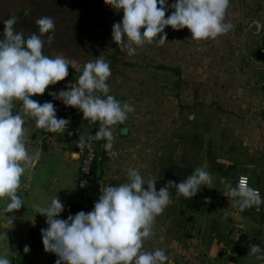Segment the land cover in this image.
Listing matches in <instances>:
<instances>
[{"label": "clouds", "instance_id": "clouds-1", "mask_svg": "<svg viewBox=\"0 0 264 264\" xmlns=\"http://www.w3.org/2000/svg\"><path fill=\"white\" fill-rule=\"evenodd\" d=\"M105 3L123 13L122 20L113 24L111 35L129 56L135 55L137 48L146 43L164 45L166 26L174 30L187 28L194 40L215 39L234 27L230 21L225 22L230 0H175L171 5L167 0H105ZM169 7L174 11L165 18ZM16 23L14 15L4 20L0 39V199L10 200L3 210L5 213H13L24 205L17 195L21 177L35 167L42 154L40 148L34 152L28 149L25 117H34L36 127L48 132L63 133L69 124L67 119H57L51 102L40 104L31 97L42 95L49 85L63 81L73 63L63 54L55 57L44 54L42 35L51 33L47 36L49 45L55 39L53 18L46 15L38 18L35 24L41 35L33 33L27 37L14 28ZM111 75L110 62L99 56L84 65L78 85L72 84L71 90L50 93L65 105L79 109L90 123L100 122L89 140H105V151H111L114 145L113 126L124 124L128 114L135 110L130 103H122L109 95L106 81ZM96 93L103 94L104 98ZM16 100L22 102V114L13 112ZM76 147L82 150L91 145L81 136ZM127 178L128 182L116 186L102 185L99 199L88 213L80 211L67 219L57 218L64 211V205L56 195L47 206L33 205L36 213L46 217L48 227L40 230L42 243L45 252L58 257L55 264H166L168 256L164 249L146 251L144 243L155 236L156 217L171 202L169 189L175 187L179 194L191 199L201 186L213 182L205 167H197L179 183L168 181L158 191V177L145 179L137 168H130ZM225 189L240 211L253 206L258 210L264 203L259 190L249 186L246 175L239 177L235 187L226 183ZM13 219L7 217L10 225ZM4 238L6 234L0 235V239ZM23 251L29 253V246L25 245ZM248 256L264 260V253L256 244L250 246ZM0 264H11L7 253L0 256Z\"/></svg>", "mask_w": 264, "mask_h": 264}, {"label": "rangeland", "instance_id": "rangeland-1", "mask_svg": "<svg viewBox=\"0 0 264 264\" xmlns=\"http://www.w3.org/2000/svg\"><path fill=\"white\" fill-rule=\"evenodd\" d=\"M250 1L230 0L225 22L230 21L234 27L225 35L194 40L188 36L187 28L174 30L166 26L164 45L146 43L137 48L133 56L112 40V26L122 20L123 13L107 5L105 0H0V34L3 37L4 20L14 15L17 18L14 28L25 37L33 33L41 35L35 21L46 15L55 22V39L49 45L47 36L51 33L42 35L44 54L50 57L63 54L73 60L68 76L78 80L84 65L99 56L110 62L112 75L106 81L109 95L134 107V112L128 114L129 145L136 149L139 158L145 159L149 177H158L157 191L168 181L185 180L197 167H205L211 173L212 184L201 186L191 199L183 197L175 187L169 189L171 202L160 215L161 229L174 228L178 234L185 232L191 237H201L207 227L218 233L233 230L238 220L232 217L243 215L249 218L243 229L249 231L252 229L251 209L240 211L228 196L225 185L231 183L235 187L239 176L246 175L250 179L256 177L263 189L262 173L252 171L251 156L241 154L247 150L243 148L245 141L237 137L239 133L232 132L237 125L213 123L214 114L223 112V108L218 110L214 104L201 107V103L194 100L192 124L185 123L188 112L184 108L183 67L186 36L192 40L187 44L199 49L198 52L203 44L206 55L215 59L213 62L224 57L233 64V54H239L242 60H252V29L248 24L238 25L240 19L252 18ZM174 2L167 0L168 5ZM173 11L169 7L165 18ZM197 55L199 59L201 56ZM193 57L195 61V55ZM245 84L246 80L242 82ZM248 233H242L245 246L237 243L238 247L245 248V254L252 245V236ZM243 264L256 263L248 258Z\"/></svg>", "mask_w": 264, "mask_h": 264}, {"label": "crops", "instance_id": "crops-1", "mask_svg": "<svg viewBox=\"0 0 264 264\" xmlns=\"http://www.w3.org/2000/svg\"><path fill=\"white\" fill-rule=\"evenodd\" d=\"M234 4L232 1L233 6ZM251 5L252 18L246 16L238 21V25L248 24L250 28L254 23L259 25L258 31L252 29V60H242L235 52L236 56L240 57L235 59L236 56L231 55L232 60H235L233 64L224 57L213 62L215 59H210L206 55L203 44L201 51L198 52L199 49L188 45L192 41L191 38L188 39L191 33L186 36L183 75L184 108L188 114L185 123L192 124L194 100H198L196 102H200L201 107L214 104L217 109L223 108V112L214 114L213 123L237 125V130L232 128V132L239 133L237 137L245 141L243 148L247 150L241 154L252 157V171L262 173L264 187V58L256 57L257 51L264 52V0H252L249 2V6ZM2 38L0 34V39ZM197 54L201 56L199 59ZM213 64L216 66L212 68ZM71 65L73 66L74 62ZM175 73L178 71L175 70ZM251 77L252 80H249ZM244 80L246 84L242 85ZM31 99L40 104L49 102L45 93L34 95ZM13 103L14 114H22V102L16 100ZM76 118L80 134L74 136L72 133L69 135L66 130L62 133L37 128L34 117H25L28 149L34 152L40 148L42 154L35 167L26 170L21 177V187L17 195L23 200L24 205L13 213H5L3 210L10 200L0 199V235L7 236L0 239V256L7 253L11 264H55L58 259L54 253L44 251L40 230L46 229L48 225L46 217L35 212L34 204L47 206L56 195L64 205V211L57 218L67 219L69 215L74 216L80 211L85 213L92 211L101 194L102 185L116 186L128 182L127 173L130 168L139 169L145 179L149 178L145 159L139 158L136 149L129 145L130 121L127 119L124 124L113 126L115 140L111 151H105L103 148L105 140L99 144V158L93 169L95 190L91 197L83 198L77 185L79 159L76 144L81 136L86 139L93 133L94 123L84 119L80 110L76 111ZM255 179L256 177L250 179V183L259 190L264 199V188L262 189ZM144 187L147 188L146 185ZM256 208L255 206L250 208L251 230L243 229L248 217L234 215L232 219L238 221L233 230H223L219 234L213 228L207 227L201 237H191L192 235L185 232L178 234L174 228L163 230L161 217L158 216L153 226L155 236L145 241L144 250L164 249L168 256L166 264H243L248 258H252V263L264 264V260L248 256L239 251L237 246L239 242L246 245L242 242L245 238L242 233L249 232L252 244L259 245L261 252L264 253V203L259 206V210ZM7 217H14L11 225ZM161 236L164 237L163 240L160 239ZM25 245L30 248L27 254L23 251Z\"/></svg>", "mask_w": 264, "mask_h": 264}, {"label": "built area", "instance_id": "built-area-1", "mask_svg": "<svg viewBox=\"0 0 264 264\" xmlns=\"http://www.w3.org/2000/svg\"><path fill=\"white\" fill-rule=\"evenodd\" d=\"M72 84L78 85V80L73 76H67L63 81L57 82L55 85H49L45 91V94L48 101L51 102L56 109L57 119L63 118L69 120V124L65 129L66 132L72 133L74 136H77L80 134V129L78 127L76 111L79 109L67 106L62 102V100L56 99L54 95H50V93H59V91L61 90H71ZM96 94L101 95L102 98H104L103 94ZM99 127L100 122H95L93 133L90 136H94ZM89 137H87L85 141L86 143H89L91 147H85L82 150L78 148L79 167L77 185L83 198L91 197L94 193L95 183L93 178V166L98 156L99 144L102 142V140H89ZM238 179L236 181V185L238 183ZM249 186L253 187L250 183V179Z\"/></svg>", "mask_w": 264, "mask_h": 264}, {"label": "water", "instance_id": "water-1", "mask_svg": "<svg viewBox=\"0 0 264 264\" xmlns=\"http://www.w3.org/2000/svg\"><path fill=\"white\" fill-rule=\"evenodd\" d=\"M254 26H251V29H253L254 31H258L259 30L258 23H254ZM256 57L264 58V52L263 51H257Z\"/></svg>", "mask_w": 264, "mask_h": 264}, {"label": "trees", "instance_id": "trees-1", "mask_svg": "<svg viewBox=\"0 0 264 264\" xmlns=\"http://www.w3.org/2000/svg\"><path fill=\"white\" fill-rule=\"evenodd\" d=\"M102 141H103V140H102ZM98 156H99V154H98ZM98 156H97V159H96V161H95V164H96V162L98 161V158H99ZM95 164H94V166H93V169L95 168ZM193 208H196V209H197L198 207H197V206H194ZM238 250L241 251V252H243V251L245 250V248H244V247H238Z\"/></svg>", "mask_w": 264, "mask_h": 264}]
</instances>
